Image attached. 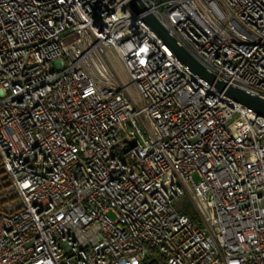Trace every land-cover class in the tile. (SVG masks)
<instances>
[{"label":"built area","instance_id":"obj_1","mask_svg":"<svg viewBox=\"0 0 264 264\" xmlns=\"http://www.w3.org/2000/svg\"><path fill=\"white\" fill-rule=\"evenodd\" d=\"M142 1L216 79L264 98V0ZM144 13L0 0V264H264V115Z\"/></svg>","mask_w":264,"mask_h":264},{"label":"water","instance_id":"obj_2","mask_svg":"<svg viewBox=\"0 0 264 264\" xmlns=\"http://www.w3.org/2000/svg\"><path fill=\"white\" fill-rule=\"evenodd\" d=\"M127 5L137 14L146 11V5L142 0H127ZM141 18L151 27L154 33L168 45L175 56L186 64L193 73L212 84L217 91L222 92L234 101L251 108L258 114L264 115V98L252 95L236 86L227 85L224 81L216 79L211 72L201 66L198 61L176 41L154 14L144 13Z\"/></svg>","mask_w":264,"mask_h":264},{"label":"rangeland","instance_id":"obj_3","mask_svg":"<svg viewBox=\"0 0 264 264\" xmlns=\"http://www.w3.org/2000/svg\"><path fill=\"white\" fill-rule=\"evenodd\" d=\"M112 65H113L115 72L118 73V75L121 77V79L125 80V77L123 76V71H122L120 65L117 64L116 62H113V60H112ZM129 91H130V94L133 97H135V91H134L133 87H130ZM174 205H175V208L179 212H183V213H186L188 215L195 214V207H194L193 201L191 200V198L188 195H184V196L178 198L175 201ZM110 216L112 218L115 217L112 213H110Z\"/></svg>","mask_w":264,"mask_h":264}]
</instances>
